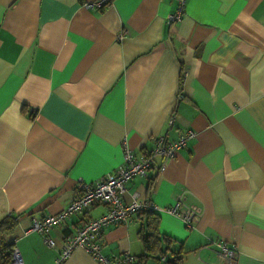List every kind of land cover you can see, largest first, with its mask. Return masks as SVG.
<instances>
[{"label": "crops", "instance_id": "crops-1", "mask_svg": "<svg viewBox=\"0 0 264 264\" xmlns=\"http://www.w3.org/2000/svg\"><path fill=\"white\" fill-rule=\"evenodd\" d=\"M95 1L0 0V220L16 221L6 243L23 264H55L64 240L107 207L54 225V246L30 230L33 220L115 169L123 145L140 157L190 130L122 199L168 207L181 196L200 211L193 228L167 213L146 227L134 214L102 229V253L225 264L214 245L223 241L237 251L232 264H264V0H185L171 25L174 0L84 5ZM60 264L97 262L76 248Z\"/></svg>", "mask_w": 264, "mask_h": 264}, {"label": "built area", "instance_id": "built-area-1", "mask_svg": "<svg viewBox=\"0 0 264 264\" xmlns=\"http://www.w3.org/2000/svg\"><path fill=\"white\" fill-rule=\"evenodd\" d=\"M112 1L97 0L92 4V7L102 10L110 5ZM174 1L175 10L167 16V25L179 22L183 16L185 0ZM173 121L174 115H171L168 119V125H171ZM194 136L195 133L189 130L174 141L167 142L162 138H158L153 149L140 157H137L133 151L123 145L122 160L115 169L106 173L95 182H81L79 184L80 194L78 197L72 199L57 214L46 216L41 220H33L30 230L39 232L47 246H54L53 240L49 237V232L54 225L63 224L71 215L88 210L96 204H104L107 207L104 214L88 221L77 229L73 236L67 237L64 240L62 250L55 264H60L64 261L76 248H82L97 264H133L134 259L128 253H123L116 258H109L104 255L101 244L98 242V236L103 228L109 225L127 223L132 215L144 212H151L153 214L167 213L177 217L187 229L193 228L200 211L195 206L185 205L181 196L176 198L172 205L162 207L147 200L137 199L136 195L132 196L131 202L124 203L122 194L125 190V185L132 178L146 177L156 156L161 158L160 168L162 169L185 146L186 142ZM214 245L218 249L221 258L225 261V264H232L236 257V249L229 247L223 241H216ZM161 260L165 262L164 258ZM8 264H23L17 248L13 247L12 259Z\"/></svg>", "mask_w": 264, "mask_h": 264}, {"label": "trees", "instance_id": "trees-1", "mask_svg": "<svg viewBox=\"0 0 264 264\" xmlns=\"http://www.w3.org/2000/svg\"><path fill=\"white\" fill-rule=\"evenodd\" d=\"M139 215H144L146 217L148 221L146 227H149V223H153L156 221V215L151 212H144ZM15 225V219L10 216H6L0 220V264H8L12 259L13 244L6 243L5 237L13 232ZM151 236L152 233H150L149 235H141V239L146 246H149V244L151 243ZM166 242L167 244H169V240L166 239ZM173 259L170 258L167 259V261L165 260L164 264H176L175 260L172 261Z\"/></svg>", "mask_w": 264, "mask_h": 264}, {"label": "bare ground", "instance_id": "bare-ground-1", "mask_svg": "<svg viewBox=\"0 0 264 264\" xmlns=\"http://www.w3.org/2000/svg\"><path fill=\"white\" fill-rule=\"evenodd\" d=\"M96 1H97V0H96ZM96 1H95V2H96ZM95 2H94V3H95ZM94 3H91V4H84V5H85L86 8L94 9V8L92 7V4H94ZM184 5H185V4H184ZM183 9H184V8H183ZM95 10H98V9H95Z\"/></svg>", "mask_w": 264, "mask_h": 264}]
</instances>
